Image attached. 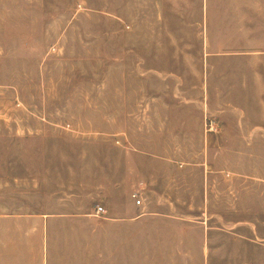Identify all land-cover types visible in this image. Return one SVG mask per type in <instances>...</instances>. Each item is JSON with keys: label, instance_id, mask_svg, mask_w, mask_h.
Here are the masks:
<instances>
[{"label": "rangeland", "instance_id": "rangeland-1", "mask_svg": "<svg viewBox=\"0 0 264 264\" xmlns=\"http://www.w3.org/2000/svg\"><path fill=\"white\" fill-rule=\"evenodd\" d=\"M199 1L0 0V172L20 169L13 161L25 155L19 143L90 139L74 152L105 156L108 169L161 171L170 157L172 169L201 170L203 214L211 217L218 208L209 203L225 214L226 200L209 182L229 170L241 187L250 185L239 201L250 208L251 233L264 238V130L253 128L264 126V53L243 49L260 43L256 34L227 32V0H212L206 32ZM245 12L236 14L240 28ZM149 25L174 32L154 34L152 50L145 43L131 50L146 36L128 33ZM138 57L144 70L153 61L154 74L137 67L139 76L130 75ZM120 59L126 65L113 66L104 82L102 65ZM46 145L72 149L67 141ZM200 180L194 173L182 179L193 193L186 209L196 214Z\"/></svg>", "mask_w": 264, "mask_h": 264}, {"label": "crops", "instance_id": "crops-1", "mask_svg": "<svg viewBox=\"0 0 264 264\" xmlns=\"http://www.w3.org/2000/svg\"><path fill=\"white\" fill-rule=\"evenodd\" d=\"M202 1L201 20L205 23L201 27L207 32L212 0ZM240 1L227 0V32L256 34L260 43L243 49L264 53V0H243L242 6ZM241 9L249 14L242 28L236 16ZM141 32L146 40L137 42L131 50L144 43L152 50L154 34L174 31L149 25L134 26L128 34ZM121 64L126 65V60L102 65L104 82L110 69ZM144 64L142 57L133 60L130 75L139 76L137 67L142 75L149 71L154 74L153 61L146 59V70ZM253 128L264 130L261 124ZM47 140L19 143L18 150L25 155H13V161L22 163L20 169L11 165L0 172V264H264V238L251 233L250 208L239 201L240 192L248 194L250 188L241 187L240 176L229 170L214 173L216 181L209 182V188L218 198L225 196L226 211L223 214L211 201L210 208L218 209L208 217L203 214L208 182L203 197L205 174L201 170L172 169L174 160L170 157L166 160L168 168L161 171L108 169L105 156L95 160L86 152H74L75 146L87 144L90 139ZM240 140L248 144L247 138ZM53 141H67L72 147L70 153L62 154L46 145ZM89 162L96 164L89 167ZM188 173L198 174L201 179L198 214L196 209L188 210L191 206L186 209L193 194L184 192L182 185ZM135 192L139 204L132 197ZM97 207L104 212L97 213ZM192 218L201 220L196 223ZM252 256L258 258L257 262Z\"/></svg>", "mask_w": 264, "mask_h": 264}, {"label": "built area", "instance_id": "built-area-1", "mask_svg": "<svg viewBox=\"0 0 264 264\" xmlns=\"http://www.w3.org/2000/svg\"><path fill=\"white\" fill-rule=\"evenodd\" d=\"M138 194L135 192V193H132V197L136 199V203L139 204L140 203V199L137 197ZM99 212H104L103 208L102 207H97V213Z\"/></svg>", "mask_w": 264, "mask_h": 264}]
</instances>
